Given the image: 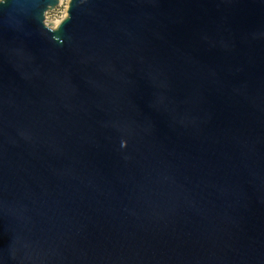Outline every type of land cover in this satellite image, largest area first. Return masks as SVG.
<instances>
[{"label": "water", "instance_id": "water-1", "mask_svg": "<svg viewBox=\"0 0 264 264\" xmlns=\"http://www.w3.org/2000/svg\"><path fill=\"white\" fill-rule=\"evenodd\" d=\"M0 0V264H264V0Z\"/></svg>", "mask_w": 264, "mask_h": 264}, {"label": "rangeland", "instance_id": "rangeland-1", "mask_svg": "<svg viewBox=\"0 0 264 264\" xmlns=\"http://www.w3.org/2000/svg\"><path fill=\"white\" fill-rule=\"evenodd\" d=\"M69 0H61L59 5L52 11H47L44 15V24L49 28H54V25L59 23L66 17Z\"/></svg>", "mask_w": 264, "mask_h": 264}, {"label": "bare ground", "instance_id": "bare-ground-1", "mask_svg": "<svg viewBox=\"0 0 264 264\" xmlns=\"http://www.w3.org/2000/svg\"><path fill=\"white\" fill-rule=\"evenodd\" d=\"M59 2H61V0H59ZM57 24H58V23H57ZM57 24H55L54 27H55Z\"/></svg>", "mask_w": 264, "mask_h": 264}]
</instances>
